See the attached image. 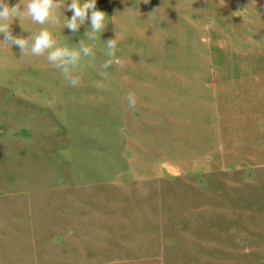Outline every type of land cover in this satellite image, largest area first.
I'll return each mask as SVG.
<instances>
[{"label":"rangeland","instance_id":"obj_1","mask_svg":"<svg viewBox=\"0 0 264 264\" xmlns=\"http://www.w3.org/2000/svg\"><path fill=\"white\" fill-rule=\"evenodd\" d=\"M96 7L77 87L0 44V264H264V0Z\"/></svg>","mask_w":264,"mask_h":264},{"label":"clouds","instance_id":"obj_2","mask_svg":"<svg viewBox=\"0 0 264 264\" xmlns=\"http://www.w3.org/2000/svg\"><path fill=\"white\" fill-rule=\"evenodd\" d=\"M145 4L149 0H143ZM97 0H18V3L11 5L8 0H0V34L3 39L0 44L17 46L21 50V56L30 54L33 56L46 55L47 61L55 68L59 69L64 79L72 87L81 84V77L77 74V69L84 58L95 59L93 46L85 41H96L101 39V35L106 29L107 13L98 10ZM63 10V26L73 33L79 31L86 21H90V28L85 33L84 39L78 45L72 47L61 46L53 37L52 32L47 27H42L38 32L30 33L27 37L13 35L11 25L14 19L18 18L21 28L25 31L23 19H29L38 25H57L59 20L56 16L58 11ZM64 11H71L73 14L69 19L64 15ZM114 18V17H113ZM119 43V36L104 42L106 55L109 57L101 67L105 70L114 64V57ZM116 63H119L118 61ZM99 86V85H98ZM129 108L137 105L135 92L129 91L126 95Z\"/></svg>","mask_w":264,"mask_h":264}]
</instances>
